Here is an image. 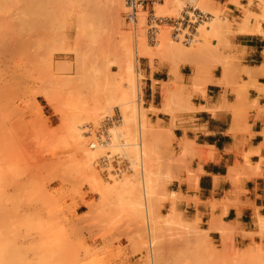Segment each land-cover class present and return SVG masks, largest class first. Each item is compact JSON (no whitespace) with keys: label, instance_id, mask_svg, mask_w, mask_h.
Wrapping results in <instances>:
<instances>
[{"label":"rangeland","instance_id":"rangeland-1","mask_svg":"<svg viewBox=\"0 0 264 264\" xmlns=\"http://www.w3.org/2000/svg\"><path fill=\"white\" fill-rule=\"evenodd\" d=\"M21 1L25 10L20 0H0V248L10 244L8 248L12 250L7 251L8 256L4 246L0 261L264 264V217L258 215L259 208H253L256 231L223 228L217 235L182 205L191 200L169 191L171 183L183 181L177 175L181 163L172 147L173 140L155 134L148 119V113L155 112L153 108L144 109L147 65L151 73L167 72L166 84L152 81V90H159L163 108L167 112L190 110L191 90L204 91L214 67L205 61L203 49L212 38H218L214 30L228 26L227 5L210 0L204 8V0H163L155 7L157 16L167 18L178 17L191 6L209 10L211 19L198 29L195 45L186 47L171 40L170 28L165 25L160 27L155 42L148 43L145 12L138 16L143 15L144 27L141 19L136 24L143 35L137 36L140 30L137 32L136 26L125 21V0H119V5L113 0H44L45 5L43 0L38 1L40 4L32 0L40 16L30 0ZM241 1L247 4L240 6L245 18L252 19L260 30L264 2L228 3L239 6ZM28 4L33 14L28 13ZM49 14L55 19H50ZM163 33L175 49L161 47ZM135 37L144 39V49L137 54ZM186 56L202 57L194 63ZM184 65L189 66V85L183 82L179 70ZM228 65L226 61L223 64ZM198 66L204 74L198 71L201 79L194 81ZM130 81L135 85L133 104L120 106L118 97L122 91H131ZM107 102L110 109L101 113L98 122L85 121L88 113ZM116 110L122 119L127 117V132L132 136L121 137L120 143L139 142L138 116L143 124L142 140L148 145L144 151L149 156L143 158L144 174L149 171L153 179L152 185L148 184L153 193L147 189V199L140 183V165L132 162L140 160L131 150L125 152L128 149L124 148L125 155L123 150L117 151L119 147L116 152L110 148L114 153L109 155V148L105 149L91 166L85 165L79 151L82 146L78 130L85 136L84 147H89V129H97L104 117ZM116 140L115 145L119 144ZM235 177L244 176L236 173ZM125 181L134 185L127 186L128 190Z\"/></svg>","mask_w":264,"mask_h":264},{"label":"crops","instance_id":"crops-1","mask_svg":"<svg viewBox=\"0 0 264 264\" xmlns=\"http://www.w3.org/2000/svg\"><path fill=\"white\" fill-rule=\"evenodd\" d=\"M212 1L227 5L229 24L215 30L218 38L203 49L205 61L214 66L205 90H191L190 110L167 112L159 90H152V81L168 80L167 72L151 73L146 65L144 109L153 108L148 119L155 134L173 140L181 163L177 175L183 181L171 183L169 191L191 200L182 205L217 235L223 228L256 231L253 208L264 217V24L257 33L249 19L245 32L240 6L246 3ZM199 57L185 59L199 62ZM225 61L229 65L223 73ZM188 68L179 67L186 85L190 84ZM236 173L244 177L237 178Z\"/></svg>","mask_w":264,"mask_h":264},{"label":"bare ground","instance_id":"bare-ground-1","mask_svg":"<svg viewBox=\"0 0 264 264\" xmlns=\"http://www.w3.org/2000/svg\"><path fill=\"white\" fill-rule=\"evenodd\" d=\"M1 1H3V0H1ZM12 1H13V0H11V1H9V0H6V1H5V0H4L5 3H6V2H7V3H8V2H12ZM28 1H29V0H28ZM28 1H27V2H28ZM30 1H31V2H30L29 4L34 3L32 0H30ZM38 1H40V0H37L36 3H38ZM113 1L116 2L118 5H119V3H120L119 0H113ZM190 1H191V2H197L198 0H190ZM209 1H210V0H204L203 3H205V4L202 3L201 6H203V7L206 6V3L209 2ZM232 1H235V0H232ZM259 1H260V2H261V1L264 2V0H259ZM15 2H16V1H15ZM15 2H14V3H15ZM20 2H21V4H19V5H22L23 3H22L21 0H20ZM20 2H19V3H20ZM52 2H53V1H52ZM52 2H51V3H52ZM171 2H172V1H171ZM0 3H1V2H0ZM14 3H13V4H14ZM16 3H17V2H16ZM16 3H15V4H16ZM24 3H25V2H24ZM36 3H35V4H36ZM41 3H42V2H41ZM49 3H50V1H49ZM51 3H50V4H51ZM176 3H177V1H176ZM29 4H28V7L30 6ZM35 4H32V5L34 6ZM38 4H40V2H39ZM43 4H44V5L46 4V3H44V0H43ZM50 4H49V5H50ZM122 4H123V3H122ZM122 4H120V5L123 6ZM0 5H1V7L3 6L2 4H0ZM6 5H8V4H6ZM17 5H18V4H17ZM24 5H25V4H24ZM24 5H22V6H24ZM32 5H31V6H32ZM44 5H43V6H44ZM47 5H48V4H47ZM47 5H46V6H47ZM161 5H162V4H161ZM174 5H175V3H174ZM121 6H120V7H121ZM177 6L179 7V3L177 4ZM177 6H176V7H177ZM4 7H5V5H4ZM38 7H39V5H38ZM29 8H30V7H29ZM195 8L199 9L198 7H195ZM204 8H205V7H204ZM26 9H27V8H26ZM38 9H39V8H38ZM46 9H47V8H46ZM48 9H49V8H48ZM115 9H116V8H115ZM118 9H119V8H118ZM0 10H1V9H0ZM5 10H6V9H4V11H5ZM7 10H9V8H7ZM23 10H25V6H24V9H23ZM34 10L37 11V9L35 8V6H34ZM42 10H43V9H42ZM44 10H45V9H44ZM44 10H43L42 12H44V14H45L46 11H44ZM49 10H50V9H49ZM49 10H48L47 13H49ZM121 10H122V9H121ZM1 11L3 12V10H1ZM1 11H0V13H2ZM27 11H28V13H29V11L32 13L31 8H30V10L27 9ZM27 11H25V12L27 13ZM6 12H7V11H6ZM21 13H24V12L21 11ZM37 13H38V11H37ZM37 13L35 12L34 15H33L32 17H35V14H37ZM47 13H46V15H47ZM207 13L210 14L209 10L207 11ZM32 14H33V13H32ZM32 14H30V15H32ZM40 14H41V13H40ZM40 14L38 13L37 15L40 16ZM139 14H142V13L140 12ZM139 14H138V16H139ZM21 15H22V14H21ZM46 15H45V16H46ZM50 15H51V14H49V18H50V19H55V18L53 17V15H52V18L50 17ZM27 16H28V14H27ZM42 16H43V13H42ZM47 16H48V15H47ZM142 16H143V15H142ZM142 16H140V18H137V19H141V20H140V23H142V27H144V26H143V25H144V24H143L144 20L141 18ZM24 17H25V16H24ZM26 18H27V20H28L29 17H26ZM37 18H38V17H37ZM47 18H48V17H47ZM116 18H117V17H116ZM30 19H32V21L35 20V18H34V19H33V18H29V20H30ZM39 19H40V18H39ZM20 20H21V19H20ZM20 20H19V22H22V23H23V21H20ZM23 20H24V19H23ZM27 20L24 21V22L26 23ZM48 21H50V20H48ZM52 21H53V20H52ZM116 21H118V20H116ZM248 21H249L248 18H244V19H243V22H242L243 24H241V26H243L242 29H243L245 32L247 31L246 26H247V24H248ZM30 22H31V21H30ZM41 22H42V21H41ZM43 22H45L44 19H43ZM43 22H42V23H43ZM46 22H47V19H46ZM50 22H51V21H50ZM137 23H138V22H137ZM23 24H24V23H23ZM28 24H30V23H28ZM32 24H33V23H32ZM19 25H20V24H19ZM26 25H27V24H26ZM22 26H23V25H20L21 28H23ZM31 26H32V25H31ZM131 28H132V27H131ZM138 28H140V27H138ZM138 28H137V25H136V31L138 32V30H140V31H139V34L137 33L136 35H137V36L139 35V36L142 37L143 33H141V32H143V31H142V29H138ZM143 30H144V29H143ZM214 31H215V30H214ZM214 31H213V32H214ZM260 31H261V30H259L258 28L256 29V32H257V33L260 32ZM247 32H248V31H247ZM249 32H250V31H249ZM253 32H254V31H253ZM256 32H255V33H256ZM261 32H262V31H261ZM134 33H135V32H134ZM165 33H166V32H165ZM165 33H163V35L161 36V43H160V44H161V47H165V48H168V49H175L174 47H171L170 44L168 43L167 38H166L167 35H165ZM161 34H162V32H161ZM136 35H135V36H136ZM135 38H137V39H135V40L137 41V42H135V43H137V46L135 45L136 47H134V48H135V52H136V54H137L139 51H141L140 49L143 47V43H142L141 41H143L144 39L139 40L138 37H135ZM138 40H139V43H138ZM168 40H169V39H168ZM159 41H160V40H159ZM156 43H157V42H156ZM138 44H139V45H138ZM141 44H142V45H141ZM142 49H144V47H143ZM140 53H141V52H140ZM139 55H140V54H139ZM136 57H138V56H136ZM132 58H133V57H132ZM135 60H136V59H135ZM191 63H192V62H191ZM194 63H195V62H194ZM199 67H201V66H198V69H199ZM223 67H224V66H223ZM130 68H131V67H130ZM202 68H203V67H202ZM224 68H225V67H224ZM200 69H201V68H200ZM200 69L197 70V67H196V69L194 70V71H196V73L194 74L195 76L193 77V80H194V81H199V80L201 79V76L204 74V73H203L204 70L202 69V72H200V71H201ZM171 71H172V70H171ZM171 71H170V72H171ZM198 71H199L202 75H201ZM173 72H175V71H172L171 73H173ZM130 73H131V72H130ZM132 74H133V73H132ZM172 75L174 76V75H176V74L173 73ZM174 79H175V78H174ZM176 79H177V77H176ZM176 79H175V81H176ZM133 81H134V80H133ZM133 81H132V82L130 81L132 84H131V86H130V88H131L130 90H131V91H129V93H127V92H125V91H122V92H120V96L118 95L119 97L117 96L118 93H116V97H118V102H119L120 106H125V107H127V106L130 105V103L133 104V101H134V100H132V98H134V96H135V85L133 84ZM167 81H168V80H167ZM173 81H174V80H173ZM171 83H172V82H171ZM173 83H174V82H173ZM165 84H166V82H165ZM128 85H129V83H128ZM127 88H128V87H127ZM116 97H115V98H116ZM105 101H106V100H105ZM110 101H112V100H110ZM113 102H114V101H113ZM104 103H106V102H104ZM107 103H108V102H107ZM94 105H97V103L94 104ZM98 105H99V104H98ZM98 105H97V106H98ZM92 108H93V107H92ZM108 109H110V107H109V103L106 104V105H104V106L101 105L100 107H95L93 111L90 109V110L92 111V113L90 112V113H88L89 115L87 114L88 117H86V120H85V121L90 122V123H91V122H92V123H93V122H95V123L98 122L97 119H98V117H101V113H102L103 111H105V110H108ZM137 115H138V113H137ZM139 115H140V113H139ZM108 116H111V115H108ZM126 116H127V115H126ZM105 117H107V116H105ZM105 117H104V118H105ZM121 120H123L122 123H120ZM132 121H133V120H132ZM127 122H128L127 117H126V119H125V118L122 119V118H121V115H120V119H119V122H118V123H120V124H119V125H117L118 123H117V124H114V125H113V126H114L113 129H111L113 126L107 129V138H108L109 141H108V143H107L106 145H101L100 143H97V142H94V141H93V142L90 141V143H89V145H88L89 147L85 148V147H84V146H85L84 144L86 143V140H84V139H85V136L83 137L84 134H82V132H80V131L78 130V132H79V133L77 132V133L79 134L78 139H80V141H81L80 144H81V146H82V147L80 148L81 150H79V151L82 153V155H83V157H84V160H85L84 163H85V165H87V166H91V165L93 164V161L96 159V157H98V155H99L100 153H102V154H100L101 156L103 155V151H105V149L107 150V149L109 148V149H108V151H109V152H108L109 155L111 154V152H113L114 150H116L115 148H117V147H119V148H118L119 150H117L118 152H119V151L122 152V150H123L124 148L128 149V151L125 149V150H126L125 152H130V150H131L133 153H135V154L137 155L136 158H139V160H140V161H136V160H135L136 162H135V161H132V162H133V164H138V165H140V166H139L140 173H141V182H140V183H142L144 197H145V199H147V198H146V195H147V193L149 192V190H150V192H151V189H152L150 186L148 187V184L150 185V184H151V181L153 182V179L150 178L151 176H150V172H149V171H147V173L144 174V169H145V168H143V167H144V162H146V161H144L143 158L145 157V158L148 159L149 156L147 155V157H146V156H145V153L147 152V150L144 151L145 149H148L147 147H145V146H148V145H146V143L142 140L143 137H142V132H141V131H142V130H141L142 128H141V127H142L143 124H140V123H141V121H140V116H138V135H139L138 138H139V142H135V141H134V142H131V143H128V142H127V143H120L118 140H122L121 137L124 138V137H126V136L128 137V135H130V133H128L129 131L127 132V127H128V126H127V125H128ZM101 123H102V122H101ZM115 125H116V126H115ZM143 128H144V127H143ZM82 129H83V128H82ZM90 129H91V128H90ZM90 129H89V130H90ZM110 130H111V133H110ZM81 131H82V130H81ZM89 133H90V132H89ZM130 136H131V135H130ZM127 137H126V138H127ZM131 137H132V136H131ZM128 138H129V137H128ZM91 139H92V136H91ZM116 139H117V140H116ZM83 140H84L85 142H84ZM115 140L118 141L119 144H116V145H115V144H114V141H115ZM131 140H132V139H131ZM112 142H113V143H112ZM92 145H93V146H92ZM110 148H111V149L114 148V149H112L113 151H112ZM129 148H130V149H129ZM98 149H99V150H98ZM114 152H116V151H114ZM114 152H113V153H114ZM132 152H131V153H132ZM147 153H148V152H147ZM104 154H105V152H104ZM118 154H119V153H118ZM123 154H125V153H124V150H123ZM100 155H99V156H100ZM125 155H126V154H125ZM129 155H130V154H129ZM105 156H106V154H105ZM134 156H135V155H134ZM142 161H143V164H142V163L139 164V162H142ZM147 161H148V160H147ZM137 162H138V163H137ZM146 164H147V163H146ZM131 165H132V164H131ZM149 165H150V164H149ZM149 165H148V166H149ZM136 166H137V165H136ZM146 167H147V166H146ZM139 169H138V170H139ZM147 169H148V168H147ZM147 169H146V170H147ZM134 171H135V170H134ZM7 172H9V171H7ZM136 172H137V171H136ZM12 177H13V176H12ZM125 178H126V177H125ZM0 179H1V178H0ZM127 179H128V178H127ZM2 180H3V179H2ZM2 180H1V181H2ZM124 180H125V179H124ZM1 181H0V182H1ZM123 182H124V181H123ZM1 183H2V182H1ZM3 183H4V182H3ZM120 183H121V182H120ZM134 183H135V182H134ZM132 184H133V183H131L130 181H125V184H124V185H125L126 188L129 190L130 186H133V185H134V184H133V185H132ZM2 185H3V184H2ZM121 185H122V184H121ZM124 185H123L122 187H124ZM129 185H130V186H129ZM151 185H152V184H151ZM118 186H120V185L118 184ZM127 186H129V188H128ZM4 187H5V186H4ZM126 188H125V189H126ZM132 188H133V187H132ZM132 188H131V189H132ZM149 188H151V189H149ZM147 189H148V192L146 191ZM152 190H153V189H152ZM146 192H147V193H146ZM150 192H149V193H150ZM149 193H148V194H149ZM151 193H153V192H151ZM151 193H150V194H151ZM150 196H151V195H150ZM139 203H140V202H139ZM145 203H146V202H145ZM146 206H147V204H146ZM147 207H148V206H147ZM146 211H147V210H146ZM150 211H151V209H150ZM147 213H148V215H149V212H147ZM149 218H150V217H149ZM257 218L260 219L259 216H257ZM260 220H261V219H260ZM149 225H150V224H149ZM150 229H151V228H150ZM151 230H152V229H151ZM148 233H149V232H148ZM156 234H157V233H156ZM151 235H152V234H151ZM151 242H152V241H151ZM7 244H8V243H7ZM9 245H10V244H9ZM9 245H8V246H9ZM4 246L6 247L7 245H6V244L3 245V247H2L3 250H4ZM8 246H7V248H8ZM0 247H1V246H0ZM2 249L0 248V250H1V251H0V256H1V254L3 253V252H2V251H3ZM5 251H6V252H5ZM5 251H4V253H7V251H9V248H8V249H5ZM10 251H11V253H12V250H10ZM10 251H9V252H10ZM4 253H3V254H4ZM3 254H2V255H3ZM7 255H8V253H7ZM7 255L5 254V256H7ZM9 255H10V254H9ZM9 255H8V256H9ZM5 256H3V258H4ZM5 258H6V257H5ZM5 258H4V259H5ZM0 260H1V259H0ZM2 261H3V260H2ZM0 262H1V261H0ZM4 262H5V261H4ZM1 263L4 264L3 262H1Z\"/></svg>","mask_w":264,"mask_h":264},{"label":"built area","instance_id":"built-area-1","mask_svg":"<svg viewBox=\"0 0 264 264\" xmlns=\"http://www.w3.org/2000/svg\"><path fill=\"white\" fill-rule=\"evenodd\" d=\"M162 3L163 0H125V21L135 27L138 14L145 12V34L148 43L155 42L160 32V27L165 25L170 28V38L173 42L186 47L195 45L198 29L211 19V15L191 6L182 11L176 18L157 16L155 7ZM119 119L120 113L116 110L111 116L105 117L97 129L91 128L87 134L88 136H92L91 142L94 141L101 145H106L109 141L107 129L117 124Z\"/></svg>","mask_w":264,"mask_h":264}]
</instances>
